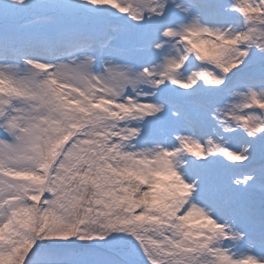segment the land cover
<instances>
[{"label": "snow or ice", "instance_id": "snow-or-ice-1", "mask_svg": "<svg viewBox=\"0 0 264 264\" xmlns=\"http://www.w3.org/2000/svg\"><path fill=\"white\" fill-rule=\"evenodd\" d=\"M0 264H264V0H0Z\"/></svg>", "mask_w": 264, "mask_h": 264}]
</instances>
